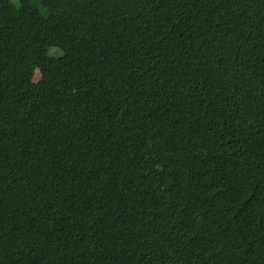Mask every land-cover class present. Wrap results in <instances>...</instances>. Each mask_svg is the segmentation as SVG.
I'll return each instance as SVG.
<instances>
[{
  "label": "trees",
  "instance_id": "trees-1",
  "mask_svg": "<svg viewBox=\"0 0 264 264\" xmlns=\"http://www.w3.org/2000/svg\"><path fill=\"white\" fill-rule=\"evenodd\" d=\"M0 264H264V0H0Z\"/></svg>",
  "mask_w": 264,
  "mask_h": 264
},
{
  "label": "rangeland",
  "instance_id": "rangeland-1",
  "mask_svg": "<svg viewBox=\"0 0 264 264\" xmlns=\"http://www.w3.org/2000/svg\"><path fill=\"white\" fill-rule=\"evenodd\" d=\"M55 21H56V26L59 28V29H63L65 27H67L69 25V21L63 17H59L57 16L55 18ZM28 29L31 33H33L35 31V27L32 26L31 24L28 25ZM46 71L45 70H37L36 73H35V77H34V80L35 81H43L45 76H46Z\"/></svg>",
  "mask_w": 264,
  "mask_h": 264
}]
</instances>
